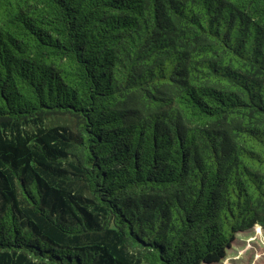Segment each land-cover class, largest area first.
Returning a JSON list of instances; mask_svg holds the SVG:
<instances>
[{
    "label": "trees",
    "instance_id": "1",
    "mask_svg": "<svg viewBox=\"0 0 264 264\" xmlns=\"http://www.w3.org/2000/svg\"><path fill=\"white\" fill-rule=\"evenodd\" d=\"M264 230V0H0V264H216Z\"/></svg>",
    "mask_w": 264,
    "mask_h": 264
},
{
    "label": "rangeland",
    "instance_id": "2",
    "mask_svg": "<svg viewBox=\"0 0 264 264\" xmlns=\"http://www.w3.org/2000/svg\"><path fill=\"white\" fill-rule=\"evenodd\" d=\"M216 264H264V230L261 226L239 233L227 250L226 257Z\"/></svg>",
    "mask_w": 264,
    "mask_h": 264
}]
</instances>
